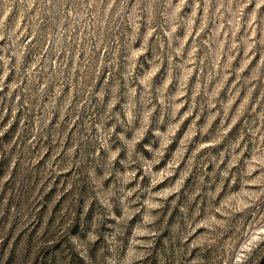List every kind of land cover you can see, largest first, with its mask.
<instances>
[{
    "label": "rangeland",
    "instance_id": "obj_1",
    "mask_svg": "<svg viewBox=\"0 0 264 264\" xmlns=\"http://www.w3.org/2000/svg\"><path fill=\"white\" fill-rule=\"evenodd\" d=\"M0 264H264V0H0Z\"/></svg>",
    "mask_w": 264,
    "mask_h": 264
}]
</instances>
